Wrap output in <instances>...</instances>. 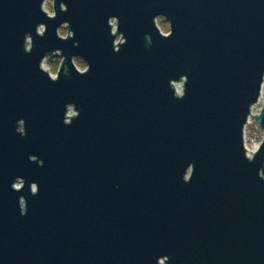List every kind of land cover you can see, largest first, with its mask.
Masks as SVG:
<instances>
[{
  "label": "water",
  "instance_id": "1",
  "mask_svg": "<svg viewBox=\"0 0 264 264\" xmlns=\"http://www.w3.org/2000/svg\"><path fill=\"white\" fill-rule=\"evenodd\" d=\"M46 2L0 0V264H264V0Z\"/></svg>",
  "mask_w": 264,
  "mask_h": 264
},
{
  "label": "rangeland",
  "instance_id": "2",
  "mask_svg": "<svg viewBox=\"0 0 264 264\" xmlns=\"http://www.w3.org/2000/svg\"><path fill=\"white\" fill-rule=\"evenodd\" d=\"M44 9L46 12H48L50 15H54V0H47ZM114 22V21H113ZM157 24L162 31L163 34L168 35L170 33V25L164 18H159L157 20ZM60 35L63 37H67L69 35V32L67 28H62L60 30ZM120 40V38H119ZM63 62V58L59 55H53L51 57H48L45 62L43 63V68L51 74L52 77H57L58 72L61 68ZM75 63L77 68L84 72L87 70V64L85 61H83L81 58L75 59ZM262 96L264 100V87L262 91ZM264 107V103L261 101L258 105L254 107V114L258 115L262 111ZM253 124L250 126V132H249V140L250 144L253 143L255 138L257 137L260 142H263L264 140V131L262 128L256 123L255 119L252 118Z\"/></svg>",
  "mask_w": 264,
  "mask_h": 264
},
{
  "label": "built area",
  "instance_id": "3",
  "mask_svg": "<svg viewBox=\"0 0 264 264\" xmlns=\"http://www.w3.org/2000/svg\"><path fill=\"white\" fill-rule=\"evenodd\" d=\"M112 23H113V21H112ZM119 41H117V43H118ZM263 87H264V85H263ZM263 91V90H262ZM261 101L264 103V100H263V96H261V100H260V102L259 103H261ZM258 103V104H259ZM257 104V105H258ZM262 112V111H261ZM261 112H260V114H261ZM260 114H258V115H260ZM254 116H257V115H255L254 114V108H253V110H252V116L250 117V119H249V123H248V125L246 126V128H245V147H246V149L248 150L247 152H248V154H249V156H253L259 149H260V147H261V145H262V143L263 142H260L259 140H258V138L256 137L255 138V140L253 141V143H249L250 142V140H249V132H250V126L253 124V120H252V118H254L255 119V117ZM256 121V120H255ZM257 123V122H256ZM258 124V123H257ZM264 141V140H263Z\"/></svg>",
  "mask_w": 264,
  "mask_h": 264
}]
</instances>
